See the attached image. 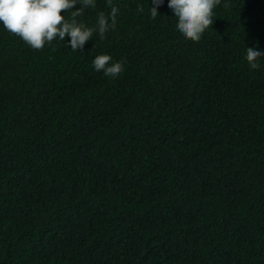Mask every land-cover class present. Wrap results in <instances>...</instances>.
<instances>
[{"label":"trees","instance_id":"1","mask_svg":"<svg viewBox=\"0 0 264 264\" xmlns=\"http://www.w3.org/2000/svg\"><path fill=\"white\" fill-rule=\"evenodd\" d=\"M113 3L83 53L0 25V264H264V0H221L199 42L167 0Z\"/></svg>","mask_w":264,"mask_h":264},{"label":"clouds","instance_id":"2","mask_svg":"<svg viewBox=\"0 0 264 264\" xmlns=\"http://www.w3.org/2000/svg\"><path fill=\"white\" fill-rule=\"evenodd\" d=\"M163 3L164 0H152L153 6L149 9L153 19L159 16L157 9ZM106 4L110 10L98 11L94 23L89 25L80 17L85 10H96L97 0H0V25L34 50H41L54 40L65 44L67 35L70 50L83 53L86 42L94 38L95 43L103 41L117 27L120 9L113 0H106ZM220 4L221 0H167V10L176 21L175 32L180 38L199 42L213 24L214 10ZM69 12L70 18H66ZM261 57L264 50L246 47L244 58L251 69L261 66ZM125 63L109 54H99L92 60V67L96 72L116 78L125 70Z\"/></svg>","mask_w":264,"mask_h":264}]
</instances>
